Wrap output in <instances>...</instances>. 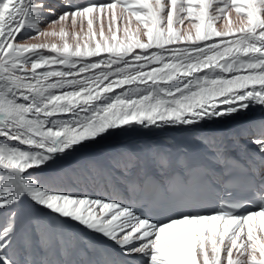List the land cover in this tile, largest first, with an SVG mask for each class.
<instances>
[{"label": "snow or ice", "instance_id": "snow-or-ice-1", "mask_svg": "<svg viewBox=\"0 0 264 264\" xmlns=\"http://www.w3.org/2000/svg\"><path fill=\"white\" fill-rule=\"evenodd\" d=\"M256 110L264 113V0H0V264H264V119L201 134ZM139 130L188 142L84 167L123 198L41 178ZM209 198L216 207L201 210ZM25 203L117 253L88 242L69 249L38 218L30 230Z\"/></svg>", "mask_w": 264, "mask_h": 264}, {"label": "bare ground", "instance_id": "bare-ground-1", "mask_svg": "<svg viewBox=\"0 0 264 264\" xmlns=\"http://www.w3.org/2000/svg\"><path fill=\"white\" fill-rule=\"evenodd\" d=\"M81 2H83V0H81ZM100 2H107V0H100ZM48 3L52 6H58L61 3V0H48ZM232 19L233 21L235 20V13H233ZM185 24H187V21ZM218 27H223V25L218 24ZM120 38H123L122 33ZM97 39H99V37H97ZM29 42L38 43L40 41ZM54 42H58V40ZM92 59L97 58L94 57ZM262 119H264V115L258 119H246L244 121L232 122L229 124H217L204 129L201 134H226L236 131L237 129L243 127L247 122H258ZM173 139L176 141V144L173 146L174 151L178 150L181 146L188 142V138L176 135L172 131L154 133L139 130L130 134L108 137L101 144L91 146L74 154L66 160L58 162L53 168L48 169L45 173H43L41 178L49 183L51 187L63 191L76 194L86 193L89 195L104 196L116 193L123 198L126 193L122 187L116 185L106 186L100 180H92L88 178V176L83 172L84 167L86 165H90L91 162L102 160L121 150L127 149L136 152H143L152 146H167ZM240 147H245L249 153L255 151V146L247 140H242ZM237 151L239 150L237 149ZM19 212L25 225L30 230L36 226L34 222L38 218L39 220L47 221L50 225H52L54 230L62 231L65 237L66 246L69 247V249L76 246H80L82 248L83 244L88 242L90 244H94L96 247L108 248V250L113 254H116L118 251L110 245H107L106 242L100 238H90L89 235L81 231L80 228L76 227L74 224L63 226L55 225V223L48 220L47 217L39 216L30 203L22 205ZM52 258L56 259L57 257L53 256ZM73 259H75V257H73ZM125 259L127 258L125 257Z\"/></svg>", "mask_w": 264, "mask_h": 264}]
</instances>
